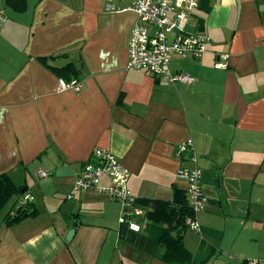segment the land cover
I'll return each mask as SVG.
<instances>
[{"label":"crops","instance_id":"1","mask_svg":"<svg viewBox=\"0 0 264 264\" xmlns=\"http://www.w3.org/2000/svg\"><path fill=\"white\" fill-rule=\"evenodd\" d=\"M26 1L24 13L0 1L10 10L0 31V175L34 196L35 214L7 225L18 195L2 210L0 264H166L120 239L119 202L68 195L101 148L129 171L140 206L172 201L175 187L186 198L177 170L188 141L209 202L201 231L184 233L186 250L205 264L264 259V0H202L185 30L206 34L207 52L173 56L172 72L195 79L176 85L127 69L138 16L126 2ZM68 64L78 92L60 91L65 79L51 70Z\"/></svg>","mask_w":264,"mask_h":264},{"label":"built area","instance_id":"2","mask_svg":"<svg viewBox=\"0 0 264 264\" xmlns=\"http://www.w3.org/2000/svg\"><path fill=\"white\" fill-rule=\"evenodd\" d=\"M138 16V23L131 31L129 38L128 70L144 71L148 75L169 85L192 84L194 77L172 72L173 56L199 59L207 52L209 38L203 32L186 33L187 19L198 10L202 0H121ZM110 8V5L108 6ZM7 19L6 11L0 5V25ZM82 82L78 79L59 81V90L80 91ZM182 165L177 170V177L186 180V198L191 216L185 219L187 229L200 232L201 226L197 215L208 206V197L203 190V172L196 164L195 149L192 141L179 146ZM40 178L50 177L51 173L39 170ZM130 173L120 160L111 152L96 148L90 160L76 173L72 191L68 195L72 199L75 194L85 191H96L109 199L119 202L122 215L119 222L135 231L141 232L146 224V208L139 205L138 198L128 186ZM103 179L110 183L104 185ZM34 196L25 191L16 202L17 208H25L34 202ZM138 219L142 222L138 223ZM244 264H264V259L251 258Z\"/></svg>","mask_w":264,"mask_h":264},{"label":"trees","instance_id":"3","mask_svg":"<svg viewBox=\"0 0 264 264\" xmlns=\"http://www.w3.org/2000/svg\"><path fill=\"white\" fill-rule=\"evenodd\" d=\"M4 4L15 12L24 13L27 10L26 0H4ZM40 60L46 62L45 59ZM51 70L60 78L69 81L80 75L73 64ZM23 193V187L16 186L8 174L0 175V213L14 196L20 197ZM140 204L152 207V211L147 215L151 222L148 225V233L135 232L128 225H121L119 237L123 242L166 264H205L197 263L184 246V233L187 230L185 219L191 216L192 212L183 191L175 187L174 198L169 202L142 200ZM30 206L31 204L25 208H17L15 203L13 213L7 218V225L14 226L33 216L34 212H27Z\"/></svg>","mask_w":264,"mask_h":264},{"label":"rangeland","instance_id":"4","mask_svg":"<svg viewBox=\"0 0 264 264\" xmlns=\"http://www.w3.org/2000/svg\"><path fill=\"white\" fill-rule=\"evenodd\" d=\"M3 8L6 10V16L9 15L10 10L8 8L6 9L4 6H3Z\"/></svg>","mask_w":264,"mask_h":264},{"label":"water","instance_id":"5","mask_svg":"<svg viewBox=\"0 0 264 264\" xmlns=\"http://www.w3.org/2000/svg\"><path fill=\"white\" fill-rule=\"evenodd\" d=\"M73 234V231L71 232V235Z\"/></svg>","mask_w":264,"mask_h":264}]
</instances>
